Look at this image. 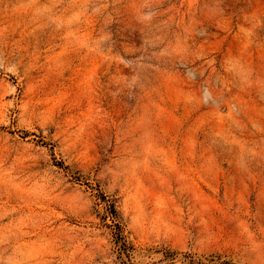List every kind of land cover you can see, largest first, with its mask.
Segmentation results:
<instances>
[{
    "label": "rangeland",
    "instance_id": "rangeland-1",
    "mask_svg": "<svg viewBox=\"0 0 264 264\" xmlns=\"http://www.w3.org/2000/svg\"><path fill=\"white\" fill-rule=\"evenodd\" d=\"M184 253L264 264V0H0V264Z\"/></svg>",
    "mask_w": 264,
    "mask_h": 264
},
{
    "label": "trees",
    "instance_id": "trees-1",
    "mask_svg": "<svg viewBox=\"0 0 264 264\" xmlns=\"http://www.w3.org/2000/svg\"><path fill=\"white\" fill-rule=\"evenodd\" d=\"M177 256L178 254L175 252L165 254V257L170 262H174L177 259ZM180 261L182 264H227L226 262L217 261L214 256H212V258H207L203 255H196L194 253H184L180 258Z\"/></svg>",
    "mask_w": 264,
    "mask_h": 264
}]
</instances>
